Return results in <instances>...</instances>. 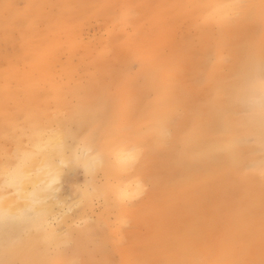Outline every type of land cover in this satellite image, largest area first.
Segmentation results:
<instances>
[{"label": "rangeland", "instance_id": "374dc122", "mask_svg": "<svg viewBox=\"0 0 264 264\" xmlns=\"http://www.w3.org/2000/svg\"><path fill=\"white\" fill-rule=\"evenodd\" d=\"M226 1L0 0V72L4 73L12 56L25 48L24 40L37 39L39 33H48L59 21L71 23L75 29L81 21L83 37L93 39L106 36V27L111 26V22L106 25L103 19L111 21L113 13L125 7L132 12L126 29L129 33L137 29L136 39L123 43L124 32L116 33L123 49L114 46L110 59L121 60L120 51H133L137 41L151 46L156 59L164 63L168 84L159 101L163 111L161 119L157 120L141 107L144 103L155 102V96L146 76L140 81L134 80L138 70L136 62L132 64L133 74L126 88L125 101L110 98L121 108L122 105L127 107L122 120L115 116L111 125L122 121L115 138L120 154L124 150L132 153L123 175L130 185L117 209L105 211L101 200H93L95 213L90 220L95 223L101 216L106 229L112 232L107 252L68 253L70 264H264V145L260 141L259 127L242 130L241 123L250 111L243 108L230 111L228 128L225 124L217 127L219 133L231 132L230 137L216 138H221L225 144L240 132L242 144L238 150L243 155L240 160H232L228 152H223L221 162L211 158L201 161L203 167L192 181L181 177V153L187 146L188 122L204 119L212 107L230 103L241 67L242 49H247L256 35H264V0H240L237 12L224 27L227 32L221 44L215 46V40L211 39L199 41L197 26L205 17L214 16L213 6L217 2ZM75 13L80 14L81 19L86 16V22L84 19L77 22L79 18ZM213 29L210 28L212 33L218 30L216 26ZM8 36L9 42L5 40ZM190 39L194 46L189 50L182 46L184 50L178 51L174 46L173 42L184 45V40ZM80 52L83 54V49ZM18 67L22 71L27 68L23 61ZM2 80L0 87L5 84L4 78ZM142 86L147 88L143 100L140 94L138 96ZM9 87V94L0 96L2 160L4 154L16 148L29 104L34 105V112L41 114V118L46 112L56 118L60 116H57L58 109L66 112L69 108L89 110L109 102V98L92 95L42 96L37 101L24 98L16 82L12 81ZM134 132L139 134L144 149L135 165ZM11 133L17 136L15 141L10 139ZM206 145L212 144L207 142ZM134 173L141 177L143 185V191L135 195ZM98 179L102 180V175ZM91 182L88 171L79 166L68 175L64 191L73 199L77 197L75 187L84 189ZM89 186L91 189L92 185Z\"/></svg>", "mask_w": 264, "mask_h": 264}, {"label": "bare ground", "instance_id": "6f19581e", "mask_svg": "<svg viewBox=\"0 0 264 264\" xmlns=\"http://www.w3.org/2000/svg\"><path fill=\"white\" fill-rule=\"evenodd\" d=\"M239 1L217 2L213 6L214 16L205 17L197 26L199 41L211 39L215 40V46L220 45L227 32L224 27L237 12ZM79 15V19H75L77 22L85 20L86 16L81 19ZM131 15L127 7L115 11L111 21L103 19L105 24L111 22V26H105L106 36H95L88 40L83 37L81 21L77 24V30L71 23L59 21L48 29V33L38 32L35 40L22 38L25 48L21 49L20 54L16 50L19 55L12 56L9 66L6 65L8 69L6 67L4 73L1 71L5 84L0 87V96L9 94V84L14 81L23 97L31 100L38 101L42 96L53 95H92L109 98V102L100 103L89 110L69 108L66 112L65 109H58L60 114L57 116H60L56 118L43 112V119L41 114L34 112L33 104L28 105L29 112L23 121L22 131L16 139L17 143H13H16V148L13 146L15 150L8 154L3 150L6 153H3V160V155L0 156V264H70L68 253L92 255L93 251L107 252V246L112 242V232L106 229L101 216L95 223L90 220L95 213L93 200H101L105 211L119 207L130 185L123 175L132 159L131 151L118 152L115 137L119 135L118 128L122 121L118 120V125H111L115 116L122 120L127 107L122 105L121 108L118 102L110 98L125 101L126 88L133 74L132 64L136 62L138 70L134 80L140 81L146 76L149 89L155 96V102L144 103L141 107L159 120L163 114L159 101L168 84L163 60H157L151 46L144 42L136 41L133 51H120L121 60L114 62L110 59L114 46L123 49L116 33L124 32L123 43L136 39L137 29L132 33L126 29ZM213 25L218 30L212 33L210 28L213 29ZM5 40L9 42V36ZM184 42V45L173 43L178 51L194 46L191 39ZM80 49H83V54ZM240 57L241 67L230 103L215 104L217 106L209 110L206 118H198L195 123L187 124V146L181 153V177L184 180H193L195 173L203 167L200 164L203 160L211 158L221 162L223 152H228L232 160L242 158V152L238 150L242 144L240 132H236L226 144L222 143L221 138L216 140L218 137H230L231 132L217 131V127L223 124L228 128L230 111L241 108L249 110V116L241 123L242 130L259 127L260 141L264 145V35H256L247 49H242ZM20 61H23L26 70H20ZM146 91V86L138 90L141 100ZM11 134L10 139H15L16 135ZM134 134L135 165L144 149L139 142V134ZM207 142L212 145H206ZM79 166L88 171L93 181L89 183L92 187L89 189V184L84 189L75 187L77 197L70 199L63 184ZM99 175H102L103 182L98 179ZM133 180L134 195L141 193V177L134 173Z\"/></svg>", "mask_w": 264, "mask_h": 264}]
</instances>
